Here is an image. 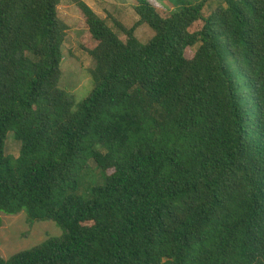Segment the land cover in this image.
Segmentation results:
<instances>
[{
  "label": "trees",
  "instance_id": "trees-1",
  "mask_svg": "<svg viewBox=\"0 0 264 264\" xmlns=\"http://www.w3.org/2000/svg\"><path fill=\"white\" fill-rule=\"evenodd\" d=\"M63 1L95 62L79 104L60 88ZM177 1L134 0L120 35L84 0H0V226L63 232L0 264H264V0ZM90 162L104 180L83 189Z\"/></svg>",
  "mask_w": 264,
  "mask_h": 264
},
{
  "label": "rangeland",
  "instance_id": "rangeland-1",
  "mask_svg": "<svg viewBox=\"0 0 264 264\" xmlns=\"http://www.w3.org/2000/svg\"><path fill=\"white\" fill-rule=\"evenodd\" d=\"M101 18L105 19L120 35L121 32L114 25V20L121 22L127 29L135 27L138 16L135 13L134 0H84ZM165 13L177 10V0H155ZM221 0H208L205 14L216 11ZM59 18L67 25L65 44L63 46L62 79L60 88L67 91L76 101L83 102L90 96L94 88L92 70L95 62L83 47L84 37L87 35L85 18L76 4L63 1L58 7ZM136 37L147 44L155 35L153 30L146 24H142L135 31ZM88 43V41H87ZM197 47L187 51V57L193 58ZM21 143L9 133L6 141V155L18 158L21 152ZM113 170L105 172L111 175ZM85 185L103 183V172L93 162L89 169L83 173ZM0 226V257L7 260L13 255L31 249L45 242L51 237H60L62 230L52 221L30 223L25 213L15 216L2 217Z\"/></svg>",
  "mask_w": 264,
  "mask_h": 264
}]
</instances>
